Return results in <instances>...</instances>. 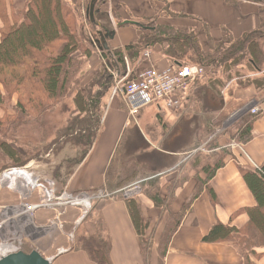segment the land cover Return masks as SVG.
<instances>
[{
    "label": "rangeland",
    "instance_id": "1",
    "mask_svg": "<svg viewBox=\"0 0 264 264\" xmlns=\"http://www.w3.org/2000/svg\"><path fill=\"white\" fill-rule=\"evenodd\" d=\"M90 1L85 0L83 5L73 2L78 7V11L74 14L76 21L81 25L91 50L89 58L85 60L81 83L84 85L82 90L85 93L88 84L92 86L97 82L103 83V77L109 80L110 89L105 94H99L102 99L98 111L104 116L108 100L113 96L114 100L123 102L118 89L135 79L141 71L149 69L152 64H157L151 53L161 54L162 49L160 46H154L145 50L140 56L141 60L134 64L127 59L124 64L118 63V58L113 55L118 65L116 73L106 54L104 53L107 59L102 58V53L93 44L97 39L96 31L86 15ZM105 3L106 0L97 1L95 20L100 27L113 30L110 18L104 10ZM260 8L264 9V6L260 5ZM144 26L147 28L152 25ZM260 29L264 31V20L260 23ZM147 33L145 35H148ZM260 46L261 74L251 71L245 65L246 61H243L240 66L232 67L231 74L222 71L215 74L217 84L214 90L208 88L209 91H204L205 87L210 86L206 77L193 81L189 86L193 96L191 104L182 103L180 110L169 112L170 117L180 112L190 114L185 124L190 128L192 125V131L187 136L192 134V141L194 140L188 143L186 150L179 156L181 163L177 172L173 171L171 174H164L166 172L164 165L157 168L153 166L154 164L143 167L134 159L116 153L110 161L100 187L79 189L70 179L79 167L80 164H77L85 149L80 145L82 139L59 137L64 128L78 118L72 98L63 100L61 104L47 112L44 118H41L45 125L40 123L42 121H39V118L20 125L14 134L17 144L9 141L23 160L22 167L12 166L6 149L4 147L0 149V258L19 252L24 254L36 252L42 258L51 261L59 255L80 250L99 262L98 251H103L109 242L100 221L101 205L109 200L121 199L133 202L140 210L142 236L138 237V240L143 253L142 261L144 264H163L162 257L167 239L174 230L176 222L187 209L190 200L207 187L211 173L216 167L224 165L226 161L236 160L235 157L240 153L245 156L237 139L236 129L249 115H252V110L258 109V114L252 116H259L264 109L247 98L232 104L227 95L232 90L230 87H235L236 83L245 85L254 80L264 81L262 76L264 42H260ZM111 52L114 54L113 51ZM138 62L140 64L137 65ZM230 81H233V84L227 88ZM218 85L220 88H217ZM99 86L96 84L95 89ZM221 91L225 93L221 95ZM22 100L24 102V96ZM17 101L18 95L15 93L11 98V106L17 105ZM124 102L126 104L125 99ZM10 111L8 110V113H11ZM127 113L129 115V108ZM154 116L155 111L147 117H151L152 120ZM162 116L160 119L157 118L160 125L167 118L165 114ZM2 117L3 112L0 110V119ZM138 122L143 133H146V127L152 126L149 120H146V123L150 122L146 125H141V121ZM142 132L140 131L141 134ZM3 137L8 139L6 135ZM136 139L137 136L134 140ZM128 141L130 143V140ZM240 167L253 168L248 163L241 164ZM16 172L22 174V177L12 175ZM185 183H189L187 187H194L189 202L182 206H174L175 202H182L187 195V188L179 191ZM3 243L9 244L6 248H2Z\"/></svg>",
    "mask_w": 264,
    "mask_h": 264
},
{
    "label": "crops",
    "instance_id": "2",
    "mask_svg": "<svg viewBox=\"0 0 264 264\" xmlns=\"http://www.w3.org/2000/svg\"><path fill=\"white\" fill-rule=\"evenodd\" d=\"M3 1L8 14L22 10L27 2V0ZM64 1L75 2L77 5H83L85 2V0ZM104 10L115 32L114 38L108 41L110 50L121 52H124L126 46L137 43L146 33L140 28L141 26H119L123 21L193 32L197 36L200 49L208 52V39L214 44L221 42L227 35L239 39L244 34L259 29L260 23L264 20V12H262L264 9H261L260 5L240 0H106ZM1 27L0 20V29ZM151 54L153 60L157 62L151 67L163 70L171 66L161 54L154 52ZM231 84L233 81H230L226 87ZM234 85L235 87H230L232 90L227 95L229 102L233 104L247 98L264 109V90L258 91L250 84ZM204 91H209L208 87H205ZM221 92V95L225 93V91ZM119 95L123 102L119 103L117 99H113V96L108 100L95 144L70 179L79 189L100 187L110 161L116 153L134 159L143 167L154 164L153 166L157 168L164 165L166 170L164 174L177 172L181 163L179 156L186 150L188 143L194 141L192 134L187 136L192 131V125L190 128L185 124L187 117L190 116L187 112H180L170 117L169 112L177 110H165L151 105L141 109L136 116L130 117L127 113V104L122 94ZM192 97L189 91L180 98V106L182 103L191 104ZM153 111L155 116L151 120V117L147 116ZM164 114L167 118L160 125L157 118H162ZM146 120L151 123H146ZM138 121H141V125L150 123L152 126L146 127V133H143ZM250 135L249 141L241 144L245 156L240 153L235 157L237 161L234 159L226 161L209 180L208 187L212 190L213 198L206 189H202L198 196L189 202L194 187H187L189 183H185L179 190L187 188V195L183 203L175 202L173 205L182 206L187 202L189 205L166 247L163 264H264V247L255 249L256 256H249V262L246 263L238 248L233 245L201 241L216 223L237 229L243 228L248 223V215L242 210L254 207L255 200L238 166L248 163L255 168L264 163V110L253 121ZM135 136H137L136 140H134ZM99 214L110 242L111 263L144 264L138 236L124 200L106 201L101 205ZM50 264L99 263L91 259L86 252L79 250L59 255L51 260Z\"/></svg>",
    "mask_w": 264,
    "mask_h": 264
},
{
    "label": "trees",
    "instance_id": "3",
    "mask_svg": "<svg viewBox=\"0 0 264 264\" xmlns=\"http://www.w3.org/2000/svg\"><path fill=\"white\" fill-rule=\"evenodd\" d=\"M240 1L264 6V0ZM77 8L73 2L64 0H27L22 10L8 14L5 2L0 0V110L3 112L0 123L4 122L0 125V149H6L12 166L19 168L24 163L10 145V141L15 144L18 142L14 135L17 128L32 119L39 118V121H42L41 118H44L47 112L65 99L72 98L78 118L68 124L59 137L82 139L80 145L85 149L77 165L88 155L101 128L103 116L98 109L102 96L99 94H105L110 85L109 80L103 77V83H96L100 85L98 89H95L96 84H88L85 93L82 90L83 68L91 50L84 31L75 18ZM140 26L148 35L144 33L137 43L126 46L124 52L113 51L118 63L124 64L127 59L134 64L145 50L160 46L161 56L171 65H197L205 68L208 71L205 77L210 84L208 88L213 90L217 84L215 74L221 71L231 74L232 67L240 66L243 61H246L245 65L251 71L262 73L259 61L262 56L260 42H264V31L260 28L244 34L239 39L227 35L217 44L208 39V52H203L193 32H181L156 25L147 28ZM79 54L81 56L77 57ZM101 57L107 59L104 53ZM247 84L254 86L258 91L264 90V81L254 80ZM219 85L216 87L220 88ZM15 93L18 95L17 105L11 106V98ZM8 110H11L12 114L8 113ZM257 117L249 115L236 129L237 139L241 144L249 141L252 123ZM40 123L45 125L43 121ZM4 135L8 136L7 140ZM222 166L216 167L215 171ZM238 169L255 200L254 207L242 210L248 215V223L241 229L216 223L201 241L233 245L248 263L249 256H256L254 250L264 247V163L256 168L238 166ZM215 171L211 173L210 179ZM205 189L213 198L208 185ZM124 202L134 230L140 237V210L133 202ZM179 223L180 220L176 222L167 239V245ZM98 256L99 264H112L110 242L103 251H98Z\"/></svg>",
    "mask_w": 264,
    "mask_h": 264
},
{
    "label": "built area",
    "instance_id": "4",
    "mask_svg": "<svg viewBox=\"0 0 264 264\" xmlns=\"http://www.w3.org/2000/svg\"><path fill=\"white\" fill-rule=\"evenodd\" d=\"M206 73L205 68L197 65H171L163 70L150 67L118 91L126 100L130 116L151 105L173 111L180 107V98L189 92L190 83L202 79ZM251 114H258V109Z\"/></svg>",
    "mask_w": 264,
    "mask_h": 264
},
{
    "label": "water",
    "instance_id": "5",
    "mask_svg": "<svg viewBox=\"0 0 264 264\" xmlns=\"http://www.w3.org/2000/svg\"><path fill=\"white\" fill-rule=\"evenodd\" d=\"M97 1L98 0H91L86 10V15L89 19V22L96 31L95 33L97 39L94 41L93 44L96 46L99 52L106 54L109 61L111 62L114 71L117 73L118 65L108 45V41L114 38L115 32L114 30H108L106 28L100 27L96 22L95 15L97 11L95 10V5ZM126 25L140 26L139 24L132 21H123L122 23L119 24V26H126ZM0 264H50V260L42 258L36 252H32L30 254H24L19 252V253L9 254L7 256L0 258Z\"/></svg>",
    "mask_w": 264,
    "mask_h": 264
},
{
    "label": "bare ground",
    "instance_id": "6",
    "mask_svg": "<svg viewBox=\"0 0 264 264\" xmlns=\"http://www.w3.org/2000/svg\"><path fill=\"white\" fill-rule=\"evenodd\" d=\"M12 175L17 176V177H22V174L17 173V172H16V173H13ZM12 175H11V176H12ZM7 176H10V175H7ZM4 177H6V176H4ZM4 177H3V178H4ZM8 244H9V243H3V244H1V247H2V248H6V246H7Z\"/></svg>",
    "mask_w": 264,
    "mask_h": 264
}]
</instances>
